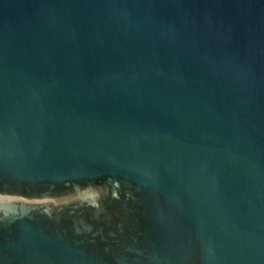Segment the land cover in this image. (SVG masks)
Returning a JSON list of instances; mask_svg holds the SVG:
<instances>
[{"label":"water","instance_id":"1","mask_svg":"<svg viewBox=\"0 0 264 264\" xmlns=\"http://www.w3.org/2000/svg\"><path fill=\"white\" fill-rule=\"evenodd\" d=\"M0 264H264V0H0Z\"/></svg>","mask_w":264,"mask_h":264}]
</instances>
